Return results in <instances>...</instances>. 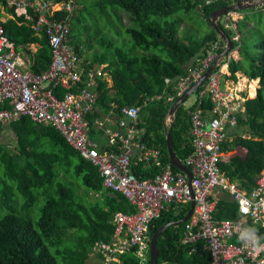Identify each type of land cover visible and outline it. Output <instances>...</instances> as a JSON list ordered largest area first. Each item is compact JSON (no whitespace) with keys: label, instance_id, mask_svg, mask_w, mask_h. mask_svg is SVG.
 <instances>
[{"label":"trees","instance_id":"1","mask_svg":"<svg viewBox=\"0 0 264 264\" xmlns=\"http://www.w3.org/2000/svg\"><path fill=\"white\" fill-rule=\"evenodd\" d=\"M235 1L238 0L92 2L93 7L105 9L110 6L115 9L119 21V12L128 15L129 25L123 31L131 42L129 52L106 38L94 41V36H91L83 42L79 32L71 34L74 28H70V44L78 63L85 66V73L103 67L102 75L96 78L97 108L101 114L106 115L113 110L115 115H119L125 106L138 107L137 129L142 132L140 141L147 148L158 151L162 164H170L165 125L168 110L178 98L172 102L166 99L175 94L177 81L192 68L203 48L219 38L207 23L208 16ZM77 5L80 9L79 3ZM196 7L208 29L199 38L182 39L179 37V14L194 11ZM76 21L81 24L79 16ZM217 25L231 40L232 51L237 49L241 57L240 61H227L230 79L235 80V74L244 69L242 62L249 61L248 68L243 71L248 79L254 80L250 88L252 95L257 79L261 85L255 97L245 102L234 133H228L221 146L224 156L218 164L220 172L229 181L249 191L254 188L264 166V40L252 46L253 50H261L262 53L252 55L247 46L233 40V29L220 23ZM3 27L17 50L32 43L40 45L34 54L31 70L34 73L47 70L51 55L45 39L35 36L27 24L18 25L13 20H7ZM94 42L99 50L102 47L104 51L92 53L91 58L83 57V50L92 48ZM83 43H86V48L81 49ZM105 74L110 76L111 85H108ZM245 82L246 79L242 78L240 83L243 85ZM203 83L195 89V95ZM184 104L176 111L170 134L173 153L181 163L192 152L188 139V110L192 107H184ZM208 106V98L203 96L201 107ZM7 128L13 133L15 146L0 145V264H98L99 259L93 254L94 244L109 242L113 215L116 212L132 213L134 207L122 194L102 186L96 168L70 149L52 128L35 124L27 118L7 124ZM91 130V140L98 141L94 129ZM236 150L241 152L226 159V155ZM171 168L173 172L179 171L173 166ZM131 172L138 180H144L151 179L156 169L152 166L143 169L138 163L131 166ZM42 198L44 201L39 205L38 218L34 219L32 208ZM215 217L223 220L237 217L235 202L224 192L217 202ZM181 218L161 213L150 225L148 236L162 225ZM182 227H169L159 235L156 262L207 264L206 254L189 256L178 245ZM255 229L264 237V229ZM121 260V264H138L130 254Z\"/></svg>","mask_w":264,"mask_h":264},{"label":"built area","instance_id":"2","mask_svg":"<svg viewBox=\"0 0 264 264\" xmlns=\"http://www.w3.org/2000/svg\"><path fill=\"white\" fill-rule=\"evenodd\" d=\"M77 7L74 0H0V127L27 118L52 128L70 149L96 168L102 186L122 194L134 207L132 213L113 215L109 242L94 244L98 264H121V258L128 254L138 264H147L152 222L164 212L185 217L191 203V214L178 240L189 256L206 254L207 264H264V250L257 251L251 241L241 239V233L254 226L264 229V166L249 191L230 182L218 167L221 146L236 128L247 100L240 96L237 82L228 88L222 86V68L217 66L205 77L192 108H188L192 152L182 164L190 172L189 180L186 174L173 172L170 164H162L157 150L141 143L138 107L125 106L119 115L113 110L102 115L97 108L96 78L102 75L103 67L87 74L84 66L79 70L70 44V20ZM4 15L27 24L34 35L44 36L51 55L47 70L34 73L24 68L15 44L5 34ZM224 48L219 38L209 42L188 73L177 81L175 94L166 100L183 96L219 61ZM203 96L208 98L207 108L201 107ZM91 128L98 141L91 140ZM138 163L143 169L154 167L156 174L138 180L131 172V166ZM220 191L228 192L235 201L237 218L215 217ZM255 235L262 237L257 231Z\"/></svg>","mask_w":264,"mask_h":264},{"label":"rangeland","instance_id":"3","mask_svg":"<svg viewBox=\"0 0 264 264\" xmlns=\"http://www.w3.org/2000/svg\"><path fill=\"white\" fill-rule=\"evenodd\" d=\"M76 1L77 3H79L80 9L74 12L75 14L73 18L71 19L70 28L71 27L74 28V31L71 34H77L79 32L81 36L80 38L83 42H85V40L91 36H94V38L92 39L94 41L100 38L110 39L115 43L116 46L123 49L124 51L129 52V49L131 48V42L129 40V37L123 31V29L129 25V19L126 13L119 12L121 14V21H119V18H118V15H116L115 9H113L110 6H106L105 9H100L98 7L92 6V2H94L95 0H76ZM199 12H200L199 8L196 7L194 11H190L189 13H185L182 11L179 14V18H180L179 37L180 38L183 39L184 37L188 38L191 36L195 38H199L204 32L207 31L208 27L201 20L199 16L200 15ZM78 16L81 19L80 25L77 24L78 22L76 21V18H78ZM246 16H248L247 20H246ZM217 23L223 24L224 27L226 28L233 29V31L235 32L234 38L239 40L241 44L243 43V46H247L249 49V52L252 55H258L262 53L261 50H253L252 46L264 40V7L263 5L252 7L250 9L228 11L227 13L219 16V18L217 19ZM118 31H121L122 33L120 34ZM96 43L94 42L92 44V48H89V49H84L86 48V43H83V48L81 47V49H84L83 57L91 58L93 55L92 53L99 52L100 54L104 51L102 47H100V50H99ZM18 52L19 53L21 52L20 48L18 49ZM235 52H237V54L239 55L237 49H235L232 52H230V54L224 59L222 60L219 59L220 61H218L217 65L220 68H222L224 65H228L227 61L229 59H233V60L235 59L234 61H236V59H238L237 58L238 55L235 56L234 58L233 54ZM242 64L244 66L243 68L247 69L249 66V61H243ZM243 70L241 74L240 73L238 74V78L240 80H241V77L246 78V82L253 81V80L248 79L244 75ZM105 76H106L108 85H111L112 81H111L110 76L108 77L107 74H105ZM246 82L242 85V87H246ZM256 82L257 83L255 87V92H257V90L260 89L261 87L260 81L257 80ZM238 90L242 98H246L247 100H249V98L253 99L255 97V96L254 97L249 96L248 89L246 91L238 87ZM244 92H246L247 95L245 96L242 95V93ZM194 100H195V93L191 94L188 97V99L186 100V103L184 104V107H189L194 102ZM4 126L6 127L3 130H0V145H8L10 146V148H13L15 146L14 145L15 139L13 137V133L7 128V125H4ZM61 175L62 174H60V176ZM0 177H1V174H0ZM1 187H2V184L0 182V190H1ZM14 194H18V192H15ZM43 201H44V198H42L40 201H38L33 206L31 212L32 214H34V219L38 218V208L41 206ZM24 214L25 213H22V215ZM150 237L148 236V243H149Z\"/></svg>","mask_w":264,"mask_h":264},{"label":"water","instance_id":"4","mask_svg":"<svg viewBox=\"0 0 264 264\" xmlns=\"http://www.w3.org/2000/svg\"><path fill=\"white\" fill-rule=\"evenodd\" d=\"M262 5H264V0H238V1L231 3L230 5L223 7V8L214 10L210 14V16H208L207 23L210 24V26L215 30L217 36L225 44V48L221 53L220 60L224 59L225 57H227L230 54V52H232L233 44H232L231 40L225 34H223L220 31V29L217 25V19L219 18V16L222 14H225L231 10H243V9H249L252 7H257V6H262ZM217 64H218V62L215 63L211 67V69H208L200 77V79L186 93H184L183 96H181L179 99H177L171 105V107L168 110V114H167V120H166L167 123L165 125V128H166L165 129V140H166V147H167V154H168L169 162L177 170L186 174L188 176L189 180H190V172H189L188 168L185 165H183L181 162H179L173 153V150L171 147V142H170L171 141L170 140L171 128H172L174 117H175V114H176V111L178 110V108L180 106H182L186 102L188 97L195 92V89H197V87L204 81L205 77L218 66ZM192 206H193V203H191L190 211L182 220H177L175 222H171V223L162 225L151 235L150 240H149L148 264H155L156 263V258H157L156 241H157L159 235L169 227H177L181 223H184L191 214Z\"/></svg>","mask_w":264,"mask_h":264},{"label":"crops","instance_id":"5","mask_svg":"<svg viewBox=\"0 0 264 264\" xmlns=\"http://www.w3.org/2000/svg\"><path fill=\"white\" fill-rule=\"evenodd\" d=\"M261 9V8H260ZM263 9V8H262ZM76 10H78V7L76 8ZM75 10V11H76ZM8 13H9V11H8ZM249 13H251V12H249ZM75 14V13H74ZM5 16V22L7 21V20H13V21H15L18 25H21V23L18 21V20H16L15 18H13V16H12V18H11V16H7V15H4ZM74 16V15H73ZM4 22V23H5ZM24 24V23H23ZM26 25V24H25ZM28 26V25H27ZM29 27V26H28ZM30 28V27H29ZM35 36H38L40 39H44V36L43 35H41V34H39V35H35ZM20 49H21V52H20V55H21V57H22V59H23V61H24V68L26 69V70H29V71H32L31 70V66H32V64H33V59H34V54L36 53V51L40 48V45H38V44H36V43H32V44H28L27 46H24V47H22V46H20L19 47ZM234 58H235V56H237L238 54H237V52H235L234 54ZM238 59H236V61H240L241 60V57H240V55H238V57H237ZM235 60V59H234ZM77 66H78V69L80 70V69H84L85 68V66L82 64V63H77ZM82 66H84V68L82 67ZM241 74V72H237L236 74H235V77H236V79L235 80H232V79H230V72H229V70H228V65H224L223 67H222V86H224V87H226V88H228V87H231L235 82H237V87H240V89H244V90H246L247 91V89L249 90V96L250 97H253L252 96V93H251V83H253L254 81H248V82H246V87H242V85H241V80L238 78V74ZM243 77H241V79H242ZM246 79V78H245ZM258 80V79H257ZM256 93V92H255ZM242 95H247V93L246 92H244V93H242ZM249 99H251V98H249ZM6 126H4V127H2V128H0L1 130H3L4 128H5ZM113 128H115V127H113ZM234 131V130H233ZM233 131H231V132H233ZM230 132V133H231ZM234 133V132H233ZM232 134V133H231ZM241 151L240 150H236V151H234L233 153H230V154H228V155H226V159H228V158H230V157H233V156H235V155H237V154H239ZM224 155H222V157H223ZM228 179V178H227ZM229 180V179H228ZM231 182V181H230ZM234 183V182H233ZM245 190V189H244ZM248 191V190H247ZM225 193V194H227L228 196H229V198L231 199V200H233L232 198H231V196L229 195V193L228 192H225V191H220V192H218L217 193V195H218V200L220 199V195L222 194V193ZM218 202V201H217ZM233 202H235L234 200H233ZM236 204V203H235ZM184 217H182L181 218V220L183 219ZM237 218V217H236ZM180 225H183V223H181ZM183 228V227H182ZM254 228H258L257 226H254ZM181 231H182V229H181ZM180 235H181V232H180ZM180 237V236H179Z\"/></svg>","mask_w":264,"mask_h":264},{"label":"clouds","instance_id":"6","mask_svg":"<svg viewBox=\"0 0 264 264\" xmlns=\"http://www.w3.org/2000/svg\"><path fill=\"white\" fill-rule=\"evenodd\" d=\"M255 232V228H252L251 231H244L241 233V239L251 241L254 249L257 251L264 250V243H261V240L264 239V237H257Z\"/></svg>","mask_w":264,"mask_h":264},{"label":"bare ground","instance_id":"7","mask_svg":"<svg viewBox=\"0 0 264 264\" xmlns=\"http://www.w3.org/2000/svg\"><path fill=\"white\" fill-rule=\"evenodd\" d=\"M254 81V80H253Z\"/></svg>","mask_w":264,"mask_h":264}]
</instances>
